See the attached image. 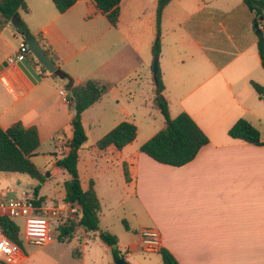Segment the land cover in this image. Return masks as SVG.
<instances>
[{
  "label": "crops",
  "instance_id": "1",
  "mask_svg": "<svg viewBox=\"0 0 264 264\" xmlns=\"http://www.w3.org/2000/svg\"><path fill=\"white\" fill-rule=\"evenodd\" d=\"M24 1L27 10L20 11L21 17L43 49L54 55L56 67L74 84L95 80L108 88L81 113L87 141L78 149L76 163L81 189L91 187L99 203L98 231L76 225L70 239L48 243H73L72 262L34 258L22 247L23 218H14L21 241L16 264H115L114 249L126 263L141 264L131 260L144 251L139 232L126 227L118 235L111 228L126 207H135L150 224L146 227L158 229L160 248L179 264H264V145L227 134L244 118L264 141V99L251 84L264 87L257 45L259 35L264 38V19L255 18L243 0H170L157 30L158 0H121L116 26L93 0H76L64 12L52 0ZM157 31L158 69L169 116L186 112L208 137L195 158L182 166L159 163L139 150L166 125L154 103L151 48ZM22 39L0 14V127L20 121L25 128H36L39 146L31 161L45 180L33 195L38 180L0 171V200L27 195L39 202L34 213L53 221L51 208L62 218L66 214L64 182L70 175L55 162L70 150L72 113L66 80L46 71L34 56L28 62L40 77L36 82L8 62ZM152 106L162 115L160 126L145 128L139 140L135 116L155 117ZM122 121L136 126L135 139L121 149H100L96 142ZM91 132L96 136L90 138ZM39 155L46 161L43 168L35 163ZM23 175L31 178L30 189L17 188L24 185ZM103 231L117 238L115 248L100 239ZM158 250L150 253L159 255Z\"/></svg>",
  "mask_w": 264,
  "mask_h": 264
},
{
  "label": "trees",
  "instance_id": "2",
  "mask_svg": "<svg viewBox=\"0 0 264 264\" xmlns=\"http://www.w3.org/2000/svg\"><path fill=\"white\" fill-rule=\"evenodd\" d=\"M76 0H52L59 12H64L74 4ZM121 0H93L96 6L105 14L108 21L116 26L119 16V4ZM170 0H158L156 6V28L159 29V21L162 9ZM247 7L255 15V18L264 19V0H243ZM24 0H0V14L9 22L13 30L23 37L25 42L34 39L28 31L23 21L20 11H26ZM158 36V31H157ZM40 40L41 37H38ZM258 52L261 59V66L264 69V38L262 34L258 37ZM159 38L152 46L153 56L159 55ZM45 53L55 63L56 59L47 47ZM27 60L32 61L33 55L28 51L25 55ZM56 64V63H55ZM44 68V67H42ZM55 76L66 80L67 90L66 100L72 113L71 126L72 137L69 140L70 150L55 164L65 169L70 178L64 182L66 203H76L80 207V217L66 218L56 229V238L59 241L68 240L72 237L76 225L84 230L98 231V210L99 203L93 189L83 191L80 187L76 163L78 149L87 141V136L82 125L81 113L95 103L107 90V85L95 80H86L81 84H74L71 77L60 68L53 73ZM252 87L259 97L264 99V87L251 81ZM163 84L158 69V85L155 90L154 103L159 108L165 119L166 125L158 130L151 138L143 142L139 150L153 160L172 166H182L195 158L198 151L208 143V137L198 127L194 120L186 113L181 112L174 118L169 116L166 99L162 95ZM136 126L128 121H122L103 135L96 145L103 149L108 145H113L121 149L126 144L132 142L136 137ZM229 137L239 139L255 145H264L260 140V132L249 121L244 118L237 119L228 129ZM39 146V137L35 127L25 128L20 121L12 123L7 128L0 127V171L27 174L31 178L38 180V184L33 189V195L38 194L41 184L45 180V175L41 174L31 157L36 154L35 150ZM125 179L128 180L127 170L124 168ZM37 205L39 202L35 201ZM0 229L4 237L11 239L20 245L18 227L15 222L6 217L0 216ZM100 239L111 246L117 242V238L107 232L99 233ZM158 253L162 264H179L174 256L166 249L160 248ZM114 259L120 256L117 249L112 250Z\"/></svg>",
  "mask_w": 264,
  "mask_h": 264
},
{
  "label": "built area",
  "instance_id": "3",
  "mask_svg": "<svg viewBox=\"0 0 264 264\" xmlns=\"http://www.w3.org/2000/svg\"><path fill=\"white\" fill-rule=\"evenodd\" d=\"M260 28H263L261 26ZM29 51L26 42L22 39L18 45V50L13 57L8 59L9 63L17 64L26 59L25 55ZM36 205L33 199L27 195L0 200V216H6L10 219L23 218L22 238L34 246H44L50 243L54 238V230L66 218L77 217L80 214V207L76 203L66 204V214L63 218L57 208L50 209V221L46 216L35 214ZM140 246L146 252L157 251L160 249L161 236L155 227H143L139 230ZM20 251L19 245L9 238L0 236V262L5 264H16V257Z\"/></svg>",
  "mask_w": 264,
  "mask_h": 264
},
{
  "label": "rangeland",
  "instance_id": "4",
  "mask_svg": "<svg viewBox=\"0 0 264 264\" xmlns=\"http://www.w3.org/2000/svg\"><path fill=\"white\" fill-rule=\"evenodd\" d=\"M264 21V20H263ZM157 38H159V34L158 36L155 35L153 41H155ZM160 43V40H159ZM153 45V44H152ZM152 50V48H151ZM160 50V47H159ZM146 54L145 56L148 58V56L150 55V49H146ZM159 56V55H158ZM157 56V57H158ZM153 55H152V59L153 60ZM159 58V57H158ZM151 111L153 112L154 116H149V115H136L135 116V120L137 122V125L139 127V134H138V139H142V137L144 136L143 132L145 130V128H158V126H160V120L162 119V115L159 113V111H157V108L155 107H151ZM96 133H90V138H93ZM45 159L39 155L35 158V163L40 167L43 168L45 165ZM22 177H24V185L23 186H18L17 188H31L32 185L30 184V182H28V180H30L31 178H29L27 175H23ZM17 183V182H16ZM17 194H19V190L17 191ZM137 209L135 207H133L132 209H130V207H126L125 209H121L120 210V215L122 213V217H121V221L120 220H114L112 221V230H114V232H116V234H121L124 233L123 231L125 230V228H129L130 233L135 234V232H139L140 229H142L143 227L146 226H150L149 223H147L146 219L143 217L142 214H140L138 211H136ZM119 212V211H118ZM56 230L54 231V239L56 238ZM73 243H59V241L55 240L53 241L51 244L45 245V246H34V245H28L26 244L24 241H22V247L26 250L27 254H29V256L34 257V258H38L42 256H51L53 258L56 259H60L63 260L64 262H72L71 257H75V254H73L74 252V247H73ZM79 250H81V247H78ZM131 260H135L141 264H162L161 263V259L159 257L158 254L156 253H150V252H144V251H140V253H138L137 255H134L131 257Z\"/></svg>",
  "mask_w": 264,
  "mask_h": 264
},
{
  "label": "water",
  "instance_id": "5",
  "mask_svg": "<svg viewBox=\"0 0 264 264\" xmlns=\"http://www.w3.org/2000/svg\"><path fill=\"white\" fill-rule=\"evenodd\" d=\"M257 27V25H254ZM257 33H259V30H256ZM27 47L30 51V53L35 57L37 62L42 65L46 71L49 73H54L57 70V67L55 63L52 61V59L45 53L43 47L41 46L38 39H31L26 42ZM7 62H3L1 66L6 65ZM18 67L25 73V75L32 81L36 82L40 79V77L37 75V73L34 71L30 63L27 59L22 60L21 62L17 63ZM152 75H153V81L155 86L158 85V57L154 56L152 60ZM113 248L116 247V243L112 245ZM115 264H128L124 261L123 258H117L115 260Z\"/></svg>",
  "mask_w": 264,
  "mask_h": 264
}]
</instances>
